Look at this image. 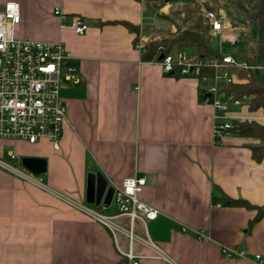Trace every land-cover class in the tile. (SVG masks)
<instances>
[{
    "label": "crops",
    "instance_id": "obj_1",
    "mask_svg": "<svg viewBox=\"0 0 264 264\" xmlns=\"http://www.w3.org/2000/svg\"><path fill=\"white\" fill-rule=\"evenodd\" d=\"M8 1L19 5L17 35L62 42L77 80L61 77L66 120L57 150L46 139L0 141L4 159L9 152L44 159L39 179L47 188L0 169V264H126L128 250L138 264H264V218L249 227L256 211L229 205L231 199L264 205V158L253 160L248 147L257 141L232 132L214 136V111L202 101L198 79L164 74L158 56L142 59L136 47L141 38L161 37L144 30L169 26L155 11L167 15L172 3L149 9L148 0H0V6ZM76 19L87 25L82 34L59 28ZM248 113L261 117L245 120L264 124L261 110ZM98 172L113 188L126 177H145L137 198L158 214L144 225L134 221L132 230L169 262L140 243L130 246L122 232L112 234L69 203L87 204V174ZM98 207L130 228L128 217L116 214L113 195ZM222 246L242 249L245 258H224Z\"/></svg>",
    "mask_w": 264,
    "mask_h": 264
},
{
    "label": "built area",
    "instance_id": "obj_2",
    "mask_svg": "<svg viewBox=\"0 0 264 264\" xmlns=\"http://www.w3.org/2000/svg\"><path fill=\"white\" fill-rule=\"evenodd\" d=\"M54 15L60 16L59 10ZM204 17L210 23L209 34L216 38L226 37L234 45L237 37L236 28L224 26L213 12H205ZM20 22V9L16 2L8 1L0 6V141H24L35 144L46 139L54 150L59 148L62 125L66 120L63 103L59 97L61 77L75 82L76 67L71 65V54L60 41H42L20 38L17 27ZM60 29H70L75 34H82L87 25L76 19L70 25L60 23ZM165 38L150 36L141 38L136 47L143 52L150 42L160 44L159 60L166 75L198 76L203 67L213 70L211 85L204 87L203 102H209L214 111L213 134L218 139L232 129L233 121L245 119L236 115L232 107L247 109V105L235 98L234 93H226L224 87L249 79L253 74L264 73V64L250 63L237 58L230 52H223L219 43L217 56L209 60L194 59L185 51L172 49L165 51ZM0 169L6 173L40 188L47 189L31 172L21 165V158L8 153V159L0 157ZM145 183L144 176L126 177L121 185L114 187L113 204L116 214L127 216L130 228L124 229L114 222L115 216H109L89 204L69 201L76 209L91 220L105 226L112 234L122 232L129 245L140 243L149 248L154 256L166 262L170 258L148 238L135 234L132 223L139 221L143 225L147 220L156 218L158 211L137 198V193ZM61 197V196H60ZM63 199L67 200L63 197ZM202 237L201 234H198ZM221 254L227 259L245 258L242 249L221 247ZM126 264H138L137 256L131 250L122 253ZM259 255L255 260H259Z\"/></svg>",
    "mask_w": 264,
    "mask_h": 264
},
{
    "label": "trees",
    "instance_id": "obj_3",
    "mask_svg": "<svg viewBox=\"0 0 264 264\" xmlns=\"http://www.w3.org/2000/svg\"><path fill=\"white\" fill-rule=\"evenodd\" d=\"M147 8L155 9L158 2L162 0H148ZM172 3V8L167 15L155 14L168 21L169 26L165 28L145 29L144 34H172L173 38L164 40L165 51L170 52L173 47L189 52L194 59L209 60L217 56L214 48V41L209 35L210 23L204 17L205 12H213L218 16L219 4L228 0H195L192 2H182V0H167ZM239 9L248 16V21L254 24L257 29V39L254 45L249 46V56L242 57L250 63L264 64V0H247V6L237 3ZM131 31H137V27L122 23ZM160 44L150 42L142 52V59L150 60L157 56ZM158 54V55H157ZM235 57L241 58L238 54ZM173 76H178L174 72ZM213 70L203 67L198 76L199 94L203 96L204 87L211 85ZM226 93H234L235 98L243 101L247 105L249 112L261 110L264 113V73L253 74L249 79L235 83L223 88ZM238 137L251 139L257 143L249 144L253 160L259 162L264 158V124L254 120L233 121L230 130ZM229 205L245 207L256 211L255 216L249 221L251 227L258 220L264 218V205L253 206L242 200H229Z\"/></svg>",
    "mask_w": 264,
    "mask_h": 264
},
{
    "label": "rangeland",
    "instance_id": "obj_4",
    "mask_svg": "<svg viewBox=\"0 0 264 264\" xmlns=\"http://www.w3.org/2000/svg\"><path fill=\"white\" fill-rule=\"evenodd\" d=\"M184 1H192V0H184ZM162 2H158L160 4ZM237 3H241L242 6H247V0H228L227 2H222L219 4L218 9V19L224 26H229L236 28L233 31V34L237 37V40L234 45H231L226 37L216 38L212 37L214 41V48L217 51L219 48V43L221 45L223 52H230L232 54H238L241 58L244 56H249L250 50L249 46L254 45L257 39V29L254 24L249 23L248 16L244 14L238 7ZM162 38L169 40L173 38L172 34H159ZM177 47H173L176 49ZM188 56H191L189 52H186ZM243 59V58H242ZM238 111V110H236ZM249 111L245 108L239 110V116L242 118H259L261 114L250 115ZM24 142V141H20ZM30 145L29 143L25 142ZM32 145V144H31ZM2 158V157H1ZM4 159V158H2ZM6 160V159H4ZM42 175L35 176L39 179ZM97 210H100L99 207H94Z\"/></svg>",
    "mask_w": 264,
    "mask_h": 264
},
{
    "label": "water",
    "instance_id": "obj_5",
    "mask_svg": "<svg viewBox=\"0 0 264 264\" xmlns=\"http://www.w3.org/2000/svg\"><path fill=\"white\" fill-rule=\"evenodd\" d=\"M162 57L163 55L160 54L158 56V60ZM21 165L36 176L43 174L46 170V163L42 158L22 157ZM113 191L114 188L112 186H107V180L100 172L87 174L85 192V201L87 204L94 207H98L99 205L103 207L108 206L111 201ZM103 195L104 198L101 201Z\"/></svg>",
    "mask_w": 264,
    "mask_h": 264
}]
</instances>
